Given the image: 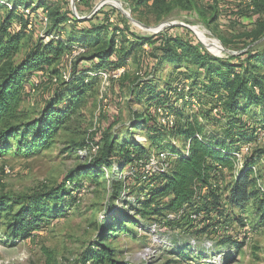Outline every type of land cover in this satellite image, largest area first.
I'll return each mask as SVG.
<instances>
[{
    "label": "trees",
    "instance_id": "16d2710c",
    "mask_svg": "<svg viewBox=\"0 0 264 264\" xmlns=\"http://www.w3.org/2000/svg\"><path fill=\"white\" fill-rule=\"evenodd\" d=\"M49 1L0 0V153L15 145L14 154L32 157L49 148L59 130H74L83 117L87 92L98 87L101 70L125 67L119 81L132 58L144 70V77L135 75L128 89L134 104L143 103L142 110L132 109L127 123L115 122L87 138L81 147L92 143L98 145V150L78 171L96 177L100 169L111 167V172L118 173L122 180L117 199L122 202L124 193L130 200L124 205H130L134 215L150 217L151 222L123 216L107 219L104 214L98 227L100 238L83 248L78 264H129L117 258L116 250L104 242L109 235L126 231L124 223L130 221L147 230L157 223L174 233L181 229L194 232L186 243L167 237L169 245L162 248L180 257L193 254L194 259L203 260L217 255V260H222L217 247L243 245L245 240L227 234L225 228L235 232L238 226L248 224L234 208L250 201L256 219L264 222V192L257 183L261 180L264 188V170L260 173L258 169L260 163L264 167V148L253 146L237 168L233 161L236 151L253 143L264 131V74L259 72L264 66V50L250 46L264 36V0L245 3V10L256 15L246 34L250 38L246 46L250 47L224 58L209 54L198 42L180 35L163 31L133 33L117 18L113 26L106 16L99 23L90 18L75 19L72 12L49 10ZM177 1L181 8L190 6V0ZM134 2L137 6L151 3L158 10L166 0ZM25 8H42L49 22L43 34L37 35L22 53V42L32 32L26 29L27 18L22 13ZM144 44L149 46L147 52ZM75 45L86 48V53L73 62L69 78L56 79L36 116L21 120L19 108L29 79L43 69L58 76L64 52ZM157 106L173 113L172 127L158 125ZM215 109L218 114L214 115ZM210 124L216 125L215 130ZM139 134L143 135L142 141L136 140ZM161 151L171 157L169 168L145 174L140 162L152 152ZM114 153L116 160H112ZM127 169L131 173L127 174ZM220 179L221 189L214 186ZM81 183L67 176L60 184L31 193L0 195V225H5V235L27 239L42 230L45 221L64 215L67 205L75 204ZM136 188L139 194L132 191Z\"/></svg>",
    "mask_w": 264,
    "mask_h": 264
},
{
    "label": "rangeland",
    "instance_id": "374dc122",
    "mask_svg": "<svg viewBox=\"0 0 264 264\" xmlns=\"http://www.w3.org/2000/svg\"><path fill=\"white\" fill-rule=\"evenodd\" d=\"M47 3L49 10H57L62 14L75 12L82 19L90 18L94 23L102 22L105 16L114 15L117 22H122L128 31L136 34L150 35L163 31L180 35L194 43L198 42L206 52L221 58L227 54L242 53L250 46H260L264 50V36L246 46L250 41L246 34L251 30L256 15L245 10L244 0H190L188 8H181L177 0H166L158 10H154L151 3L137 6L134 0H50ZM123 11L142 24L145 30L140 31L141 27L132 24L133 21ZM45 29L37 25L28 33L22 42V53L33 40L31 34L40 35ZM138 61L144 62L141 59ZM138 64L134 58L128 61L125 75L119 81H112L101 97L106 98V102L99 97V86L87 92L83 117L79 123L73 127L74 130H59L49 148L32 157L14 154L15 145L0 153V195L31 193L41 187L60 184L67 176H73L83 185L81 195H77L75 204L67 205L64 215L45 221L43 229L27 239L7 237L5 225H0V264H78L83 256V248L100 238L98 227L102 224L103 219L100 218L104 214H107V219L123 216L147 224L151 222L150 217L134 215V209L124 205L125 201H130L124 193L121 195L122 202L117 199L122 180L118 173L111 172V167H103L96 177L94 174L81 175L83 172L78 171L88 159V156L78 153L87 138L94 137V133L115 125V122L127 123L132 109L142 110L143 103L134 104L128 93L134 76L144 77V70H140ZM58 66V76L46 71V78L40 83L33 87L27 86L19 108L21 120L34 118L39 104L56 84L54 79L61 80L59 76L64 69L62 62ZM259 72L264 74V66ZM209 127L215 130L216 125L210 124ZM136 140L142 141L143 135H136ZM253 146L264 148V137H257ZM116 156L114 153L112 160H116ZM4 167L10 169L9 174L2 172ZM258 169L260 173L263 172L261 163ZM228 174L225 176L226 182L229 181ZM132 191L139 194L138 188ZM253 208L252 201L234 208V212L251 226V238L239 247L228 244L217 247L223 254L222 260H217V255H208L203 260L194 259L193 254L192 257H180L173 250L161 248L156 256L144 262L137 253L147 244L149 235L147 229L136 226L132 221L124 223L128 226L126 231L109 235L104 243L116 250L117 258L129 264H264V222L256 219ZM238 227L233 234L237 239L244 240L241 238L242 226ZM160 234L181 243H186L195 235L183 229L174 233L166 226L161 228Z\"/></svg>",
    "mask_w": 264,
    "mask_h": 264
},
{
    "label": "built area",
    "instance_id": "2783aa9c",
    "mask_svg": "<svg viewBox=\"0 0 264 264\" xmlns=\"http://www.w3.org/2000/svg\"><path fill=\"white\" fill-rule=\"evenodd\" d=\"M244 3H249V0H244ZM114 7L118 8L116 5L112 4ZM23 15L27 18L26 22V29L31 31L35 29V27L38 25L40 27L45 28L48 25L49 19L45 11L42 10V8L31 10L29 8L22 9ZM73 17L76 19H82V17L77 16L75 12H72ZM107 23L110 25L116 24V17L114 15H109L107 17ZM16 29H20V25H15ZM43 32L40 34L42 35ZM50 36H46L45 39H48ZM116 43L118 44V41L116 39ZM143 49L145 52L149 50V46L147 44L143 45ZM86 53V48L81 46H71L69 47L63 54L61 62L63 64V71L61 72V76H59L62 80H67L70 75V70L72 67V63L80 56L84 55ZM125 72V67H118L115 69L110 70H101L98 73V86H99V97L103 102H106V98H101L106 90L109 89L110 84L112 81H117ZM46 69H43L39 72H37L34 76H32L29 79V82L27 86L33 87L34 85H37L40 83L44 78H46ZM56 79H54L55 81ZM156 117H157V123L159 126L164 128H170L175 123V116L173 113L166 107L157 106L156 110ZM213 114H218V110H213ZM259 138L264 137V131L261 132L258 136ZM253 143H248L246 145H243L240 150L236 151L234 153V168H237L243 158L248 155L253 148ZM98 150L97 144L90 143L87 147L78 150V153L82 156H88L89 158L94 155ZM171 162V157L166 152H152L149 154L148 158L144 162H140V166L145 174H151L155 172H161L165 171L169 168ZM234 169L232 170V172ZM2 172L4 174H9L10 169L8 167H4L2 169ZM225 172V170H224ZM253 172L256 175V167H253ZM126 173H131V171H126ZM68 184V181H66ZM257 183L259 185V188L261 191L264 192L263 184L261 180H257ZM215 187L221 189L223 187L222 179H220L218 182L214 184ZM83 191V188H81L76 194L81 195ZM173 214H169L168 217H172ZM194 217V216H193ZM226 233L232 234L235 233L234 231L228 229L227 227ZM242 229V235L244 240L248 241L251 238V228L248 224H244ZM161 226L157 223H153L149 229L147 230L148 242L145 244L141 250L137 253V255L140 257V259L144 262H147L148 260H151L156 254L160 251V249L163 246H168L169 241L167 239V236L160 234ZM206 244H209V242H206Z\"/></svg>",
    "mask_w": 264,
    "mask_h": 264
},
{
    "label": "crops",
    "instance_id": "0c3cea01",
    "mask_svg": "<svg viewBox=\"0 0 264 264\" xmlns=\"http://www.w3.org/2000/svg\"><path fill=\"white\" fill-rule=\"evenodd\" d=\"M133 20H134V19H133ZM134 21H135L136 24H135V23H132V24H135V25L140 26L141 29H139V30L143 32V30H145V29H144L145 27H144L142 24H140L139 22H137L136 20H134ZM142 27H143V28H142ZM34 32H35V31H34ZM35 37H37V33H32V34H31V39L34 40ZM25 39H26V38H25ZM33 40H32V41H33Z\"/></svg>",
    "mask_w": 264,
    "mask_h": 264
},
{
    "label": "water",
    "instance_id": "95a60500",
    "mask_svg": "<svg viewBox=\"0 0 264 264\" xmlns=\"http://www.w3.org/2000/svg\"><path fill=\"white\" fill-rule=\"evenodd\" d=\"M124 12V11H123ZM124 14H125V16L130 20V21H133V23H135V21L127 14V13H125L124 12ZM136 24V23H135ZM164 26H166V25H164Z\"/></svg>",
    "mask_w": 264,
    "mask_h": 264
}]
</instances>
